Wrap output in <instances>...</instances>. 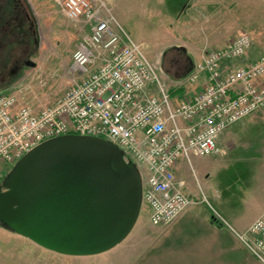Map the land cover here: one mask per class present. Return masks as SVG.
<instances>
[{"label": "built area", "instance_id": "1", "mask_svg": "<svg viewBox=\"0 0 264 264\" xmlns=\"http://www.w3.org/2000/svg\"><path fill=\"white\" fill-rule=\"evenodd\" d=\"M56 2L66 18L87 24L88 32L72 52L69 85L52 104L35 110L14 92L0 93V177L45 139L70 133L101 137L137 165L150 223H168L191 202L175 176L178 161L217 154L219 133L264 104V52L230 63L247 55L252 38L246 31L208 49L188 77L202 75V87L175 100L105 0ZM155 81L158 93L148 88ZM238 236L264 264V217L254 218Z\"/></svg>", "mask_w": 264, "mask_h": 264}, {"label": "rangeland", "instance_id": "2", "mask_svg": "<svg viewBox=\"0 0 264 264\" xmlns=\"http://www.w3.org/2000/svg\"><path fill=\"white\" fill-rule=\"evenodd\" d=\"M24 1L35 29L36 45L31 57L35 64L24 67L15 78L1 86L0 93L14 92L20 102L37 110L52 104L69 85L71 55L88 28L82 20L66 18L56 0ZM105 2L124 31L140 44L160 84L175 100L188 98L199 90L196 84L203 82L202 75L194 81L188 77L195 62L208 49L219 48L246 31L252 38L251 47L246 56L234 58L230 63L249 62L264 52V0ZM158 87L155 81L148 88L158 93ZM217 143L220 148L217 154L192 157L190 164L186 160L178 161L175 176L191 198L189 206L214 213L250 253L238 233L254 218L264 217V150H258L259 145H264V104L225 128L219 133ZM12 166L2 172L0 188H3L2 179ZM136 223L150 224L144 202ZM0 229H3L0 230V239H19L17 245L1 247V252L11 255L57 252L33 240H22L25 236L2 225ZM149 232L145 236L163 237ZM99 253L110 255L113 249Z\"/></svg>", "mask_w": 264, "mask_h": 264}, {"label": "water", "instance_id": "3", "mask_svg": "<svg viewBox=\"0 0 264 264\" xmlns=\"http://www.w3.org/2000/svg\"><path fill=\"white\" fill-rule=\"evenodd\" d=\"M1 185L0 225L66 254L113 247L129 233L142 204L137 165L117 145L91 135L41 141Z\"/></svg>", "mask_w": 264, "mask_h": 264}, {"label": "crops", "instance_id": "4", "mask_svg": "<svg viewBox=\"0 0 264 264\" xmlns=\"http://www.w3.org/2000/svg\"><path fill=\"white\" fill-rule=\"evenodd\" d=\"M203 82L196 84L199 90ZM258 150H264V145H259ZM204 213L201 207L189 206L166 225L136 223L111 247L110 255L59 252L11 255L1 252V247L17 245L19 239L1 238L0 264H262L243 247L230 228L214 224L210 212ZM148 232L163 237L145 236ZM22 240L32 242L26 237Z\"/></svg>", "mask_w": 264, "mask_h": 264}, {"label": "flooded vegetation", "instance_id": "5", "mask_svg": "<svg viewBox=\"0 0 264 264\" xmlns=\"http://www.w3.org/2000/svg\"><path fill=\"white\" fill-rule=\"evenodd\" d=\"M35 29L24 0H0V87L31 65ZM2 189V188H1Z\"/></svg>", "mask_w": 264, "mask_h": 264}, {"label": "trees", "instance_id": "6", "mask_svg": "<svg viewBox=\"0 0 264 264\" xmlns=\"http://www.w3.org/2000/svg\"><path fill=\"white\" fill-rule=\"evenodd\" d=\"M210 220H211V222H213L214 224H216L218 226H221L224 224L220 219L216 218L214 213H211V212H210Z\"/></svg>", "mask_w": 264, "mask_h": 264}]
</instances>
